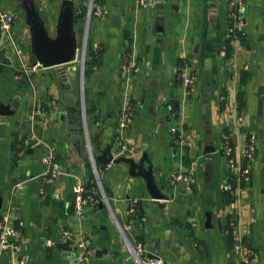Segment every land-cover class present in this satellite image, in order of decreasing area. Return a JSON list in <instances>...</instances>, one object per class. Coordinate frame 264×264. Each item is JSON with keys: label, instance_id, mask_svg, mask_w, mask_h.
<instances>
[{"label": "crops", "instance_id": "1", "mask_svg": "<svg viewBox=\"0 0 264 264\" xmlns=\"http://www.w3.org/2000/svg\"><path fill=\"white\" fill-rule=\"evenodd\" d=\"M66 2L74 6L79 47L87 0H0V11L16 16L13 36L29 61L34 34L25 23L38 16L56 38ZM96 4L102 14L90 24L87 54L98 60L82 80L85 136L93 145L120 146L113 149L116 157H144L167 198L155 199L128 162L110 169L99 163L111 208L92 201L76 212L74 186H93L94 167L71 144L57 115L63 110L57 67L38 66L24 78L28 85L16 114L0 115V213L17 182L36 178L42 184L36 194L29 180L13 199L20 250L0 253V264H34L40 250L43 264H134L120 227L171 264H264V0H244L240 17L231 0ZM114 14L121 26L113 25ZM0 58L12 61L0 71V102L11 101L18 90L17 55L11 47ZM124 63L132 68L125 70ZM74 65L80 67L67 66ZM188 75L192 85L184 81ZM74 86L78 93V79ZM35 100L44 111L33 122ZM127 106L134 116L122 128ZM32 128L37 138L29 140ZM49 149L61 172L45 184L40 175ZM183 180L186 188L179 186ZM65 231L78 246L68 261L56 246L68 240ZM239 240L246 251L236 250Z\"/></svg>", "mask_w": 264, "mask_h": 264}, {"label": "water", "instance_id": "2", "mask_svg": "<svg viewBox=\"0 0 264 264\" xmlns=\"http://www.w3.org/2000/svg\"><path fill=\"white\" fill-rule=\"evenodd\" d=\"M75 10L71 2H66L62 9V14L58 27L56 38H52L45 27L44 23L38 16L30 18L26 25H30L34 34L33 53L29 61V74H33V66L38 65L43 68L57 67L55 74L61 79V88L59 90V106L63 108L60 114H57L59 120L64 125L67 136L71 144L78 150L79 154L86 160L95 163L97 167L99 163L109 164L111 162H120L122 160L130 164V172L134 176H143L147 181V189L151 191L152 196L157 200L166 199L165 196L157 187L155 182L153 167L145 166V158L135 159L132 157L120 156L116 157L113 149L121 150L117 144H107L105 147L93 145L85 136L86 122L84 115L83 94L82 89L84 82L83 75L85 70L92 72L93 68L86 66L82 72V65L68 67V64L76 62L78 43L75 34ZM112 23L115 26H121V16L114 14ZM12 64L11 59L5 58L0 65V71L4 65ZM79 70V71H78ZM13 72L16 76V69L13 66ZM79 80L80 91L77 93L74 80ZM18 90L16 97L11 101L3 100L0 102V115L10 116L15 115L20 104L21 98L25 93V88L28 82L25 79H17ZM208 93H210L211 84H207ZM56 115V116H57ZM89 143V144H88ZM100 151V153H96ZM92 157V159H91ZM98 168V167H97ZM180 187H187L188 181L183 180L179 184ZM29 189L36 194L41 193V182L33 178L29 182ZM106 191V189H105ZM107 193V192H106ZM0 206H2V197L0 196ZM56 246L65 250L64 256L68 259L69 252L77 250L76 246L72 245L71 240L58 242ZM68 261V260H67ZM34 264H43V250L37 253Z\"/></svg>", "mask_w": 264, "mask_h": 264}, {"label": "built area", "instance_id": "3", "mask_svg": "<svg viewBox=\"0 0 264 264\" xmlns=\"http://www.w3.org/2000/svg\"><path fill=\"white\" fill-rule=\"evenodd\" d=\"M142 2H147L148 0H141ZM232 4L236 8V15H240L242 12L244 0H231ZM102 14V8L96 4V0H87V7L84 11L85 15V30L83 34V44L82 46H79L77 48V58L76 62L79 61V57H81L80 61V67L82 65V72L84 71V68L87 66V61L89 60V56L87 54V47H88V33H89V27L90 24L94 18V16H101ZM240 17V16H239ZM16 21V16L12 12L8 11H0V51H7L9 48L12 47L15 54L17 55V64L15 66L16 69V75L19 79H24L29 71V60L26 58L27 51L26 49L20 44V42L13 36V24ZM4 36L7 37L6 40L3 41ZM2 63V60L0 58V65ZM38 65H34V68H37ZM123 67L125 70H129L131 68H128L127 65L124 63ZM83 78L84 74L82 73ZM194 77L193 76H185L184 81L188 85H192L194 83ZM44 108L42 104L35 100L33 102V105L31 107V111L29 112V119L30 121H35L41 113H43ZM85 115V112H84ZM121 122L120 126L122 128H125L128 126V124L132 121L133 118V109L129 106H127L121 115ZM173 132H178L177 127H172ZM37 135L35 132V129L32 128L31 135L29 140L36 139ZM88 141L89 137L87 136ZM27 140V141H29ZM89 144V143H88ZM227 151H230V148L227 149ZM57 154L53 149H49L45 155L44 159V170L42 171L40 177L43 179V183L47 184L51 181H53L55 178L58 177V175L61 172V168L59 163L57 162ZM92 159V157H91ZM94 171H95V184L96 186L88 187L84 182L79 181L74 186V204L76 212L79 214H82L84 212V205L87 202H97L101 201L106 203L109 208L110 207V200L109 196L107 195L105 188L102 184L101 177H100V171L95 166V163L93 162V159L91 160ZM230 166L232 168L235 167V159L231 158L229 159ZM114 166V162H111L106 165V168L110 169ZM30 179L17 182L12 189L9 192V197L7 200V203L5 206H3L1 213H0V253H3L7 250H13V251H19L20 250V244L18 242L19 237V229L16 224V218H15V204L13 199L18 195V193L22 190H24L27 186V183ZM231 187L230 185H228ZM123 235L126 240V244L128 247V250L134 260V264H171L169 261H167L161 254H150L148 248L145 246V244L142 241H132L127 235L126 229L123 227H120ZM65 237H67L69 240L72 241V234L69 231L64 232ZM74 245V243L72 244ZM81 245L87 248L88 242H81ZM76 246V245H74ZM78 249V246H76ZM236 250L240 251H246V245L240 242V240L235 245ZM90 253L89 250L86 251L84 257L86 258V255ZM15 264H25L23 260L15 263Z\"/></svg>", "mask_w": 264, "mask_h": 264}, {"label": "trees", "instance_id": "4", "mask_svg": "<svg viewBox=\"0 0 264 264\" xmlns=\"http://www.w3.org/2000/svg\"><path fill=\"white\" fill-rule=\"evenodd\" d=\"M88 56H89L90 58H89V60L87 61V66L92 67V66H94V65L96 64L98 58H97V56H96L95 54H93V55H91V56L88 54ZM93 186H96V184L94 183Z\"/></svg>", "mask_w": 264, "mask_h": 264}, {"label": "rangeland", "instance_id": "5", "mask_svg": "<svg viewBox=\"0 0 264 264\" xmlns=\"http://www.w3.org/2000/svg\"><path fill=\"white\" fill-rule=\"evenodd\" d=\"M82 44H83V37H82V40H81L80 46H82ZM80 61H81V57H79V61H77V64H79ZM79 66H80V64H79ZM85 72H86V70H85Z\"/></svg>", "mask_w": 264, "mask_h": 264}]
</instances>
